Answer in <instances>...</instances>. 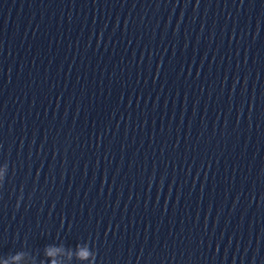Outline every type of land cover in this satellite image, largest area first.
<instances>
[{"label":"clouds","instance_id":"clouds-1","mask_svg":"<svg viewBox=\"0 0 264 264\" xmlns=\"http://www.w3.org/2000/svg\"><path fill=\"white\" fill-rule=\"evenodd\" d=\"M5 167L8 170V164L7 163H5ZM82 245H85V246H87V248H90V249L92 248L87 241H84L82 243H77L75 248L70 247V246H66L63 242H60L58 244L57 243L46 244L44 246V248H45V251H47V249L51 248V247L64 248L69 253V255H68L69 264H74L75 260L86 258L85 256L81 255ZM73 253H75V256L73 255ZM96 260H97V253L95 252V255L93 257V264H96ZM41 264H44L43 260L41 261Z\"/></svg>","mask_w":264,"mask_h":264}]
</instances>
